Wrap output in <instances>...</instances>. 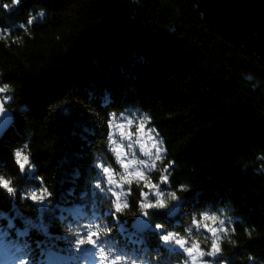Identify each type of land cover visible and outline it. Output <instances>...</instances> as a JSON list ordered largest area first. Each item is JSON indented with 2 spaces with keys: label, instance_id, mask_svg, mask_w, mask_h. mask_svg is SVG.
I'll return each mask as SVG.
<instances>
[{
  "label": "trees",
  "instance_id": "trees-1",
  "mask_svg": "<svg viewBox=\"0 0 264 264\" xmlns=\"http://www.w3.org/2000/svg\"><path fill=\"white\" fill-rule=\"evenodd\" d=\"M38 7L47 9L45 22L33 25V38L26 37L22 48L0 43V68L23 87L33 109L24 123L35 130L34 153L56 174L58 198L84 187L89 155L79 135H86L91 120L78 106L57 118V107L82 103L68 96L70 87L80 96L108 88L117 104L136 101L152 113L182 168L176 179L197 181L189 202L232 199L237 214L257 228L246 241L237 226L242 246L264 257V178L252 172L256 162L245 154L264 145V64L208 29L188 0H24L0 23L25 19L27 9ZM139 56L148 63H138ZM244 73L260 87L253 90ZM17 124L23 127L19 118ZM16 138L10 129L5 143ZM45 141L47 149L58 144L54 156ZM6 156L0 144V157ZM76 170L80 177L73 180ZM0 207L11 204L3 200ZM236 255L243 252L236 250L232 264H244Z\"/></svg>",
  "mask_w": 264,
  "mask_h": 264
},
{
  "label": "clouds",
  "instance_id": "clouds-1",
  "mask_svg": "<svg viewBox=\"0 0 264 264\" xmlns=\"http://www.w3.org/2000/svg\"><path fill=\"white\" fill-rule=\"evenodd\" d=\"M23 3L0 0V19L12 17ZM47 14L46 8H29L25 19L0 23V43L22 48ZM138 63L148 60L139 56ZM243 78L253 90L260 87L253 74ZM65 92L82 103L58 105L57 118L78 106L91 126L79 135L89 155L84 187L78 194L68 189L60 200L56 174H49L34 153L36 133L24 123L33 109L23 99V87L0 68V144L7 153L0 157V201L11 204L0 207V264H232L237 249L243 255L236 261L264 264V257L242 246L237 226L246 241L257 228L237 214L232 199L189 202V194L199 190L197 181L176 179L180 163L170 156L166 136L147 108L136 101L117 104L108 88L99 93L90 88L84 96L71 87ZM10 129L17 138L6 144ZM47 144L54 156L58 144L51 149ZM245 154L256 162L252 172L264 178V145L250 146ZM79 177L76 170L73 180Z\"/></svg>",
  "mask_w": 264,
  "mask_h": 264
},
{
  "label": "water",
  "instance_id": "water-1",
  "mask_svg": "<svg viewBox=\"0 0 264 264\" xmlns=\"http://www.w3.org/2000/svg\"><path fill=\"white\" fill-rule=\"evenodd\" d=\"M203 24L264 64V0H188Z\"/></svg>",
  "mask_w": 264,
  "mask_h": 264
}]
</instances>
